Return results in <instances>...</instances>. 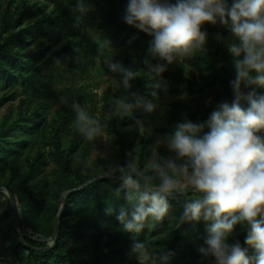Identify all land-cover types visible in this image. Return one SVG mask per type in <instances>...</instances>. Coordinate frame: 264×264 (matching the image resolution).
Wrapping results in <instances>:
<instances>
[{
  "label": "trees",
  "instance_id": "1",
  "mask_svg": "<svg viewBox=\"0 0 264 264\" xmlns=\"http://www.w3.org/2000/svg\"><path fill=\"white\" fill-rule=\"evenodd\" d=\"M53 4L52 10L41 23L14 32L18 26L17 13L7 8L1 17L0 37V86L6 85L18 73L22 80V94L31 101L45 103L57 100L61 93L51 91L44 84L45 76L40 73L46 65L65 64L78 67L80 60L97 52V47L87 37L79 40L68 39L60 49L52 50L48 58L38 66H32L28 57L20 51L25 43L22 32L33 39L57 41L66 30L82 21L94 22L96 27L110 30L111 41H119L131 50H137L149 44L152 36L127 25L122 17L128 0H82L90 11L81 15L76 10L78 0H44ZM229 6L232 0H228ZM24 14L25 11L19 12ZM77 17H80L77 21ZM206 40L201 49L185 57L183 63L194 69L198 76H190L184 67L167 66V70L152 80L148 68L141 58L136 61L139 75L133 79V92L147 101L177 95L185 91L192 97L191 104L175 101L168 113V121L174 126L185 119L193 122L206 120L213 110L223 102L231 103L234 98L232 82L236 77L234 61L237 59L229 52V45L238 39L230 31V26L205 24ZM5 35V37H4ZM242 58V56L240 57ZM25 68L28 74L25 75ZM154 75V74H153ZM158 82L160 88L153 89L152 83ZM258 94H264V88L253 86ZM155 90L157 96L151 92ZM242 90L247 92L252 89ZM67 103L61 107V122H75L76 113L72 103L81 105L92 102L91 95L85 89L65 91ZM147 113L143 110L132 116H124L121 123H111L110 132L115 137L120 157V166L127 164L128 153L135 145L138 128L136 120L143 121ZM43 119L37 110L27 111L18 119L0 128V182L10 191L17 204V213L21 233L15 228L11 207L0 217V236L10 243L12 255L18 264H115L116 259L133 255L132 237L125 233L117 220L119 209L125 203L126 190L116 178L97 179L102 173L90 169L85 161L75 166L70 161V152L80 146L85 139L75 130L71 151L63 148L60 129L54 137V151L49 155L54 163L50 174L45 173V159L33 156L31 152L38 147L39 130ZM31 140H19L17 135ZM207 131V129L205 130ZM169 131L159 128L143 138L146 146L155 142ZM264 135V133H261ZM31 160V161H30ZM27 165V166H26ZM142 168V165H140ZM159 181H153L158 185ZM120 190L119 196L116 191ZM77 190L65 198L66 206L62 212L56 243L49 245L47 240L54 234L55 221L61 210L60 204H53L54 198H61L68 192ZM174 192L168 196L169 213L162 222L149 220V225L136 236L145 242L150 250L171 252L167 264H215L214 257L205 256L208 245L207 227L211 222H180L185 206L200 194L196 192ZM111 208V214L106 209ZM151 222L153 225L151 226ZM248 226L238 224L228 243L239 241L243 247ZM249 255L254 250L249 249Z\"/></svg>",
  "mask_w": 264,
  "mask_h": 264
},
{
  "label": "clouds",
  "instance_id": "2",
  "mask_svg": "<svg viewBox=\"0 0 264 264\" xmlns=\"http://www.w3.org/2000/svg\"><path fill=\"white\" fill-rule=\"evenodd\" d=\"M76 10L81 15L90 11L82 0H78ZM76 19L79 21L80 17ZM122 19L152 36L147 51L157 63L151 64L148 57L143 63L153 81L167 70V65L181 63L201 49L206 40L202 30L205 24L215 25L219 21L230 26L239 41L228 48L237 58L232 102L221 103L202 122L185 119L177 123L166 143L174 159L159 154L158 148L164 141L157 139L143 168L138 164V156L129 152L126 166L109 165L97 177L118 178L126 190L125 199L130 207H121L116 218L123 232L135 234L132 254L138 264H167L173 253L150 250L136 236L150 224V219L157 223L164 220L170 208L168 196L192 189L200 196L185 206L180 222H211L206 229L208 249L199 251L214 257L215 264H264V94L253 88H264V0H232L230 6L228 0H128ZM111 57L105 56L104 64L111 72L122 75L127 92L131 87L129 81L137 73L113 63ZM242 86L252 90L245 92ZM150 87L158 89L160 84L155 82ZM151 95L156 97L157 92L153 90ZM62 103L67 100L62 99ZM71 106L76 113V130L90 142L101 137L99 120L79 103ZM156 107L133 92L116 100L114 114L121 118L132 116L138 108L153 113ZM135 122L142 131L143 122ZM155 180L158 185L153 184ZM119 194L118 189L116 195ZM112 211L106 209L109 214ZM242 222L248 226L244 239L247 247L239 241L228 243L235 227ZM249 249L254 250V255H249Z\"/></svg>",
  "mask_w": 264,
  "mask_h": 264
},
{
  "label": "rangeland",
  "instance_id": "3",
  "mask_svg": "<svg viewBox=\"0 0 264 264\" xmlns=\"http://www.w3.org/2000/svg\"><path fill=\"white\" fill-rule=\"evenodd\" d=\"M174 2V0H173ZM10 8L11 12H16L18 18V26L14 32L23 31L42 22L53 8V4L44 0H0V28L1 17L4 11ZM25 11L24 14L19 12ZM25 43L20 47V51L28 57L32 66L41 65L51 54L52 50L60 49L68 39L79 40L87 37L91 43L97 47L95 54L89 55L80 60L78 67H71L65 64L46 65L41 68L40 73L45 76L44 84L51 91L61 93L57 100L45 103L43 101H31L22 94V80L18 73L4 86H0V128L10 124L18 119L27 111L35 110L41 115L43 122L39 130L38 147L31 152L32 157L39 155L45 159V173L50 174L54 168V163L50 158V154L54 151V137L57 129H60V137L62 138L64 150L70 152L71 145L75 135V122H61L59 115L61 107L64 105L62 99H65L66 90L68 89H85L92 97V102L85 103L81 107L93 118L99 120L102 128V136L94 141L86 139L78 148L70 152V161L79 166L85 161L87 166L95 172L103 173L104 169L109 165H120V157L118 146L115 143V137L110 132V124L121 123L120 116L114 114V105L117 99H124L129 93H133V80L129 81L131 85L127 92L123 88L122 75L119 72H111L104 64L105 56H112V62L122 64L125 68H129L139 75L136 70V61L141 58L142 61L148 57L151 64L157 63L148 55V45L137 50L129 49L125 44L119 41H111L112 32L110 30L96 27L94 22L82 21L75 26L66 29L57 41L49 42L46 39H33L28 36L27 32H22ZM0 32V37H1ZM5 37V35H4ZM152 38L149 39V41ZM110 41L106 44L105 41ZM148 41V42H149ZM102 49V50H101ZM164 63V62H162ZM167 66L184 67L190 76L197 77V72L187 67L183 62H174ZM25 75L28 69L25 68ZM181 100L184 103L191 104L192 97L183 91L177 95L161 98L153 103L157 105L153 113H147L144 120V128L138 129L135 136V145L132 153L138 156V164L144 167L145 163L151 157V147L156 141L146 146L143 145V138L153 133L159 128H165L169 131L174 129V125L168 121V113L171 105ZM134 102V101H132ZM143 108L135 109L133 114ZM132 114V115H133ZM131 116V115H129ZM171 132L163 134L158 139L163 140L164 144L160 145L158 152L165 158H175L166 148L167 138ZM19 140H31V137H24V132L20 131L17 135ZM31 161V160H30ZM179 163V161H177ZM27 166V165H26ZM126 166V164L124 165ZM0 188H5L3 181L0 182ZM194 191L192 189L187 190ZM192 193V192H191ZM60 204L61 208H65L66 202L61 198H54L53 204ZM10 207V199L7 192L0 193V217ZM121 207H130L128 203ZM153 223L151 222V226ZM115 264H138L135 255L127 256L124 259H116ZM0 264H18L12 255L10 243L3 240L0 236Z\"/></svg>",
  "mask_w": 264,
  "mask_h": 264
},
{
  "label": "water",
  "instance_id": "4",
  "mask_svg": "<svg viewBox=\"0 0 264 264\" xmlns=\"http://www.w3.org/2000/svg\"><path fill=\"white\" fill-rule=\"evenodd\" d=\"M98 180V179H96ZM77 190H73V191H70L68 192L65 196H63V200H65L66 196H68L69 194L75 192ZM1 192H7L8 195H9V199H10V207L12 209V215H13V219H14V223H15V228H16V231L18 233H21L20 231V227H19V220H18V213H17V204H16V200L13 196V194L8 191L6 188H0V193ZM191 192H195V191H189L187 192L188 194L191 193ZM180 195L184 194V193H179ZM64 210V207L61 208L60 212H59V215L55 221V226H54V234L53 236L47 240L48 244L49 245H53L54 243H56L57 241V237H58V229H59V223H60V218H61V215H62V212Z\"/></svg>",
  "mask_w": 264,
  "mask_h": 264
}]
</instances>
